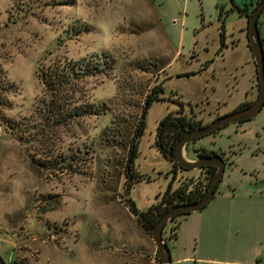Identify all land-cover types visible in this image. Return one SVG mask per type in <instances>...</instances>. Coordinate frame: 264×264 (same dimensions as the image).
<instances>
[{
    "label": "rangeland",
    "instance_id": "374dc122",
    "mask_svg": "<svg viewBox=\"0 0 264 264\" xmlns=\"http://www.w3.org/2000/svg\"><path fill=\"white\" fill-rule=\"evenodd\" d=\"M250 1L0 0V257L6 264L38 258V264H123L133 249L146 254L154 241L124 192L131 185L129 197L141 211L170 181L177 187L204 178L197 169L173 177L172 162L155 145L158 123L183 107L208 124L247 92L255 100L256 67L242 31L247 18L239 12ZM258 29L264 37V12ZM102 53L115 68L87 78L74 96L98 104L101 113L67 125L45 121L50 96L37 79L38 64L56 55ZM158 84L161 99L148 104L141 131L144 104ZM202 148L222 151L229 161L218 194L236 193L247 204L240 196L264 193V105L253 118L194 140L186 156L193 159ZM208 204L176 218L177 239H167L176 220L164 227L171 259L190 257L179 264L239 261L228 252L243 244L235 229L208 241L198 231Z\"/></svg>",
    "mask_w": 264,
    "mask_h": 264
},
{
    "label": "trees",
    "instance_id": "16d2710c",
    "mask_svg": "<svg viewBox=\"0 0 264 264\" xmlns=\"http://www.w3.org/2000/svg\"><path fill=\"white\" fill-rule=\"evenodd\" d=\"M258 1L259 0H257V2ZM239 12L248 19L250 11L241 9ZM220 35L223 39V23ZM261 40L264 44V37H262ZM93 57L94 58L82 57L72 59L68 56L56 55L50 59L48 64H38L36 69L37 79L43 88V92L50 96L49 100L44 103L45 109L43 111L45 113V121L52 120L54 124L67 125L75 122L81 117L98 115L101 113L98 108V104L95 105L94 103L87 101L78 102V99L74 98L76 93L82 92V82H84L87 78L97 75H108L115 68L114 59L109 55L102 53L94 55ZM162 89V84H158L153 89V93L147 98L141 114V131L143 130L144 118L146 117L148 104L151 105L152 102L161 99L160 93L162 92ZM251 102L252 101L241 102L234 109L248 106ZM178 111L177 115L168 114L159 121L156 133V136H158L159 139L155 141V145L162 155L174 163V166L178 164L174 162L176 142L183 136L185 131L200 128L205 125L201 122V120L196 119L194 114L186 115L182 111V108ZM138 134L140 135V133ZM138 134L136 133V137L139 136ZM200 151L202 154H206L204 149L197 150V152ZM134 152L135 143L131 144L128 164L131 162ZM129 168L130 167L128 165L126 169L127 172L129 171ZM214 172L215 168L212 167L209 171H207L208 174H204V178L198 177L194 180L188 179L186 182L177 187H173V182L170 181L165 191L161 194L160 199L141 211L137 209L135 202L129 197L130 188H132L131 185H129V188H127L124 192V201L126 200L125 204L134 214L139 225L150 234L153 226L171 207L179 204L194 203L200 200L204 196ZM136 178L138 180L141 179H139V176H136ZM216 191L217 188L215 193ZM186 214L188 213L178 214L174 216L170 222H174L178 216ZM178 225L179 223L176 220L174 226H172L169 230L168 240L176 239V230ZM156 255L158 258V264H161L158 252H156ZM12 262L14 263L15 260ZM12 262L9 264H12Z\"/></svg>",
    "mask_w": 264,
    "mask_h": 264
},
{
    "label": "water",
    "instance_id": "95a60500",
    "mask_svg": "<svg viewBox=\"0 0 264 264\" xmlns=\"http://www.w3.org/2000/svg\"><path fill=\"white\" fill-rule=\"evenodd\" d=\"M264 11V0H259L248 17L246 38L256 67L258 80V95L251 104L246 107L233 110L217 116L208 124L190 129L184 132L183 136L175 144L174 161L187 170L197 169L201 166L211 165L216 167L204 196L194 202L179 204L167 210L153 226L150 236L156 245L158 257L161 264H171V251L166 239L163 237L164 227L178 214L191 213L204 208L213 198L217 186L220 184L224 173V161L220 155L211 154L196 156L189 159L186 156L188 145L194 140L214 132L216 129L230 123H239L256 116L264 105V44L262 43L258 29V19ZM0 264H6L0 257Z\"/></svg>",
    "mask_w": 264,
    "mask_h": 264
},
{
    "label": "crops",
    "instance_id": "0c3cea01",
    "mask_svg": "<svg viewBox=\"0 0 264 264\" xmlns=\"http://www.w3.org/2000/svg\"><path fill=\"white\" fill-rule=\"evenodd\" d=\"M246 27L242 30L245 37ZM244 101H251L248 97V92L245 94V98L241 100V102ZM196 175L197 174H188L183 176L193 177ZM200 175L204 176V174ZM236 196L239 195L231 193V195H225V197H223V194H218L216 191L212 200L204 209L206 211H202L203 214L201 213L198 231L203 233V237L208 241L211 238L219 240L221 232L229 233L233 228L236 230L235 233L240 234L239 239L242 240L243 244L239 246L229 245L228 252L234 253L239 257V261L234 260L232 263L264 264V193L256 192V194L249 193L244 195V197L240 196L247 204L239 202ZM229 198L231 200H229ZM186 215H189V213ZM184 219L186 220L187 218L185 217ZM213 239L212 242L214 243L215 241ZM154 244L153 246L148 245L147 252L144 256H141L139 252H134V249L127 252L126 255L122 256L123 264H158L156 255L157 249ZM215 249V246L212 245L211 252L216 253ZM183 260L188 261L190 257L186 256L176 260L171 259V264H179ZM200 261L209 264L218 262L211 257L200 259ZM38 263L39 258L33 262V264Z\"/></svg>",
    "mask_w": 264,
    "mask_h": 264
},
{
    "label": "flooded vegetation",
    "instance_id": "af4514ba",
    "mask_svg": "<svg viewBox=\"0 0 264 264\" xmlns=\"http://www.w3.org/2000/svg\"><path fill=\"white\" fill-rule=\"evenodd\" d=\"M250 3L252 4V5H250L251 6V8H244L243 10H246V11H252V9L254 8V6L256 5V3H257V0H251L250 1ZM264 12V11H263ZM262 12V13H263ZM261 13V14H262ZM249 15H250V13H249ZM249 17V16H248ZM247 21H248V19H247ZM246 29H247V27H246ZM262 38V37H261ZM252 103V102H251ZM250 103V104H251ZM246 107V106H245ZM181 108H183V107H181ZM241 108H243V107H241ZM236 109H239V108H236ZM236 109H233V110H236ZM232 110V111H233ZM216 118V117H215ZM247 120H249V119H247ZM244 121H246V120H244ZM241 122H243V121H241ZM240 123V122H239ZM206 125V124H205ZM225 126V125H224ZM223 127V126H222ZM221 128V127H220ZM219 129V128H218ZM218 129H216L214 132H212V133H216L217 131H218ZM211 134V133H210ZM157 139H159V137L158 136H156V141H157ZM188 150H189V145H188ZM195 149V148H194ZM202 149H204L205 150V152H206V154H202V152L200 151V152H197V150H199V149H197V150H194V152L196 153V155H198V156H203V155H211V154H217V155H220L221 156V158L223 159V161H224V171H225V168H226V166H227V164L229 163V161H228V159H227V156H226V154L225 153H223L222 151H215V150H209V149H206V148H202ZM193 149H191V151H192ZM196 155L194 154V156H193V158H195L196 157ZM175 162V161H174ZM175 163H177V162H175ZM173 164V168H175V170H173L172 172H173V174H177L179 171H183V170H187V169H184V168H182V167H180L178 164H176L175 166H174V163H172ZM228 165H230V164H228ZM215 168V171H216V167L215 166H211V165H205V166H201V167H199V168H197V170H199L202 174H208L207 173V171H209L210 170V168ZM193 170H196V169H193ZM9 264V263H8Z\"/></svg>",
    "mask_w": 264,
    "mask_h": 264
}]
</instances>
